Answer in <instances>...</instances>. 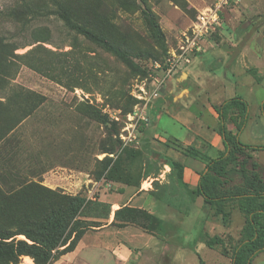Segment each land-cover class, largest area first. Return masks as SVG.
Segmentation results:
<instances>
[{
    "label": "rangeland",
    "instance_id": "374dc122",
    "mask_svg": "<svg viewBox=\"0 0 264 264\" xmlns=\"http://www.w3.org/2000/svg\"><path fill=\"white\" fill-rule=\"evenodd\" d=\"M217 1L64 0L78 22L102 29L125 49L133 61L128 65L68 29L53 12L52 0H0V34L20 46L7 51L0 46L5 58L15 61L10 80L37 94L35 99L18 97L19 112L35 109L0 142V224L37 227L72 196L88 200L81 219L107 222L108 207L100 201L112 204L126 185L117 179L130 176L139 195L148 188L149 200L173 207L170 218L179 225L159 235V248L146 264H164L167 254L174 264H232L230 256L246 224L238 202L225 205L226 221L202 196L194 194L193 203L183 194L195 190L208 159L224 150L216 109L224 100L240 95L248 102L240 138L264 145V0L225 5L205 51L191 52L174 71L167 69L198 15ZM30 49L26 57L12 54ZM11 92L0 90V96ZM237 112L232 109L226 120L233 134L237 127L231 116ZM188 146L200 156L187 154ZM248 153L246 178L257 173L264 179V149ZM170 160L184 164L186 187ZM244 185L245 178L235 173L221 188ZM115 202L112 209L119 208L120 201ZM157 215L165 218L160 211ZM201 230L220 235L223 243L210 248L198 242ZM104 237L90 232L83 243L101 246ZM184 245L198 249L187 250L178 262L175 252ZM82 258L83 252L70 257L71 263L62 262L87 264ZM104 259V264L113 263ZM18 264L36 262L24 255ZM252 264H264V251Z\"/></svg>",
    "mask_w": 264,
    "mask_h": 264
},
{
    "label": "trees",
    "instance_id": "16d2710c",
    "mask_svg": "<svg viewBox=\"0 0 264 264\" xmlns=\"http://www.w3.org/2000/svg\"><path fill=\"white\" fill-rule=\"evenodd\" d=\"M56 6L53 12L64 22L65 26L90 39L91 41L105 47L115 53L128 65H133V61L126 53L125 49L112 43L104 34L102 29L94 30L81 22H78L72 15L69 7L64 0H52ZM0 46L7 51L9 48L16 50L20 48L15 42L8 40L0 34ZM33 53L30 49L24 54L13 52V56L26 57ZM0 90L6 91L10 88L11 94L0 96V142L13 131L19 123L23 121L34 109L25 107V113L19 112L21 107L18 97H29L35 99L37 94L23 86L13 84L10 78L14 75L12 68L15 64L13 60H7L0 52ZM34 66V65H33ZM219 115V134L222 137L224 150L215 158H209L204 170L200 173L199 180L195 190L184 193V196H190V202L194 203V194L202 196L204 201L210 206H216L217 211L223 214L227 221L229 212L225 210V205L231 201H237L239 209L246 215V224L242 230V237L234 247L231 254L232 264H252L255 256L264 251V179H261L257 173L252 177H247L246 164L250 154L248 151L264 149V145H253L244 143L240 134L248 121V102L240 95L233 96L224 100L216 107ZM232 109L238 112L232 115L237 132L232 133L226 126V120ZM264 112V102L262 104ZM185 151L189 155L200 156V152L193 146H188ZM246 155L239 160V155ZM233 164H238L234 166ZM170 165L176 172L177 179L181 185L187 186L184 181V164L181 161L170 160ZM235 173L245 178L244 186H235L232 189L223 190L221 186L233 178ZM151 174L148 171L145 177ZM157 176V175H156ZM126 185H136L132 182L130 176L119 177ZM158 186V181H155ZM124 189L120 188V192ZM162 199V196H157ZM108 207L104 219L109 220L112 212V205L100 201ZM88 200L81 196H72L68 200L66 207L50 211L43 222L37 227L22 228L0 224V264H18L24 255L31 256L36 264H52L63 254L73 251L81 238L88 229L97 226H103L107 222L89 221L96 223H87L86 219H81V215L87 205ZM111 224L118 227L127 225H136L145 232L159 236L165 231L163 219L156 213L150 212L146 208L121 205L114 212V218ZM23 234L26 239L18 238L17 235ZM205 243L208 247L214 248L223 243V237L218 234H210L206 230L199 233V241ZM171 254H167L164 264H174L171 261ZM201 264H205L201 260Z\"/></svg>",
    "mask_w": 264,
    "mask_h": 264
},
{
    "label": "crops",
    "instance_id": "0c3cea01",
    "mask_svg": "<svg viewBox=\"0 0 264 264\" xmlns=\"http://www.w3.org/2000/svg\"><path fill=\"white\" fill-rule=\"evenodd\" d=\"M121 188H123L124 191L119 193L120 197H117L116 200H113L111 204L112 206L117 203L115 201L119 200V203H122V205L128 204L130 206L146 208L150 212L156 214L160 211L165 215L164 217L166 218L165 219L161 217L164 221L165 230L169 231L168 229L173 230L175 228H179L177 222L172 221L170 218L171 216L175 215V209H173V207L170 205L165 204V206H157L156 201L153 199L149 200L148 197L151 193L150 189H144L142 194L139 195L136 191V186L124 185ZM120 204H118L119 207L121 206ZM115 210L116 209H112L110 219L107 221V223L103 224V226L97 229L86 232L77 244L76 248L71 252L63 254L57 261L54 262V264H63V259L65 262L71 263L72 259L69 258L77 256L81 252H83L84 256L82 259H84L87 264H95V262H98L96 258L101 259L98 262L99 264H104L106 263L104 259L105 257L108 258L107 262L113 260L112 264H146L147 260H150L151 258L150 254L155 253L156 249L159 248V236L147 233L136 225L118 227L111 224L114 218ZM90 232H97V234L106 236L104 237V243L101 244V246L96 245L93 247L84 245V238ZM184 241H186V239H184ZM98 242L100 243L101 240L98 239ZM194 248L198 249V247ZM194 248L187 245L179 247L175 252L178 262L179 260H185L187 250L192 251Z\"/></svg>",
    "mask_w": 264,
    "mask_h": 264
},
{
    "label": "built area",
    "instance_id": "2783aa9c",
    "mask_svg": "<svg viewBox=\"0 0 264 264\" xmlns=\"http://www.w3.org/2000/svg\"><path fill=\"white\" fill-rule=\"evenodd\" d=\"M238 1L240 0H218L214 6L200 13L192 30L189 33H185L179 51H175L174 57L169 59L167 69H169V71H174L176 66L183 62V59L186 61L189 60L188 55L191 52L201 53L205 51L206 41H208L212 32H215L221 24L220 14L224 6ZM160 176L162 179L165 177L164 173ZM156 178L159 179V177ZM149 183L152 187V179Z\"/></svg>",
    "mask_w": 264,
    "mask_h": 264
}]
</instances>
